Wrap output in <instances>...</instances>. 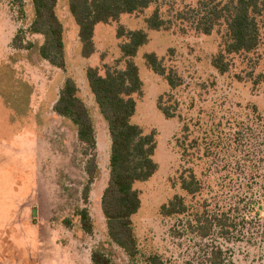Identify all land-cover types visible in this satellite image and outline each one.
<instances>
[{
    "label": "rangeland",
    "instance_id": "1",
    "mask_svg": "<svg viewBox=\"0 0 264 264\" xmlns=\"http://www.w3.org/2000/svg\"><path fill=\"white\" fill-rule=\"evenodd\" d=\"M197 0H160L162 15L173 21L170 30L153 31L146 25L157 5L141 14L123 15L118 22L99 24L95 53L83 57L79 28L68 0H58L56 13L64 26L66 69L51 66L40 56L44 38L31 35L35 18L32 0H0V264H93L101 251L112 264H145L159 255L164 264H210V248L220 245L233 264H264V26L259 48L251 54L232 56L231 70L222 75L212 65L221 50L224 28L211 35L197 33L190 23L177 19L179 11L195 7ZM145 30L149 43L134 62L143 82L132 123L146 134L157 132L155 161L158 171L135 189L141 208L132 218L140 255L136 261L109 237L102 210L109 182L111 139L89 87L86 71L107 66L125 69L118 28ZM24 30V44L16 50L13 40ZM155 53L183 79L172 91L165 78L146 64ZM67 78H73L79 96L90 110L96 128L99 173L91 186L89 203L83 192L88 183L87 157L77 127L54 111ZM173 94L190 121L192 139L200 145L193 162L178 147L183 124L168 120L158 109L161 96ZM193 166L203 181L202 196L192 198L177 183ZM176 195L190 205L208 200L214 210H234L245 223L233 237L203 240L187 230V217H164L161 208ZM87 207L93 233L84 231L79 211Z\"/></svg>",
    "mask_w": 264,
    "mask_h": 264
},
{
    "label": "trees",
    "instance_id": "2",
    "mask_svg": "<svg viewBox=\"0 0 264 264\" xmlns=\"http://www.w3.org/2000/svg\"><path fill=\"white\" fill-rule=\"evenodd\" d=\"M23 6V0H18ZM160 0H68L69 10L79 28L83 57L89 58L95 53V30L99 24L118 22L123 15L141 14L157 5L154 13L146 18L147 28L153 31L170 30L172 20L163 17ZM35 18L28 28L31 35L44 38L39 52L43 60L51 66L65 70L66 53L64 26L57 16L58 0H32ZM177 19L190 23L197 33L211 35L215 30L224 28L221 50L214 56L212 65L222 75L231 70L232 56L254 53L262 41L264 26V0H197L195 7L189 6L177 13ZM24 30H20L13 40L16 50L30 49L34 45L24 44ZM121 44L125 69L107 66L106 75L98 68H88L86 77L105 119L110 139L109 182L102 197V210L107 221L110 239L119 246L132 261L140 255L132 218L141 208V197L135 185L149 181L158 171L154 157L158 147L157 132L146 134L132 123L137 103L134 96L140 94L143 82L139 67L134 62L141 48L149 43L145 30H126L120 26L117 31ZM147 66L157 75L165 78L172 91L183 86L179 73L166 65L163 58L155 53L145 55ZM79 86L73 78H67L60 90L54 111L70 120L77 127L78 139L84 147L86 174L88 183L83 192L84 203L88 205L91 186L99 173L96 128L86 103L79 96ZM158 109L166 119L178 118L183 124L182 139L178 147L184 159L193 162L196 150L200 148L197 139H192L190 121H185L181 105L173 94L163 95L158 100ZM187 196H202L205 190L203 181L193 166L185 168L177 183ZM262 215L264 206L254 202ZM208 200L200 206L190 205L185 197L176 195L161 208L164 217H187V230L193 235L207 240L220 238L227 240L235 234L243 219L234 216V210H214ZM81 225L88 234L93 233V219L87 207L79 211ZM93 264H112L111 259L101 251H95ZM210 264H228L226 252L222 246L213 245L207 259ZM145 264H164L159 255L146 258ZM132 264H137L136 262ZM229 264H233L229 262Z\"/></svg>",
    "mask_w": 264,
    "mask_h": 264
}]
</instances>
